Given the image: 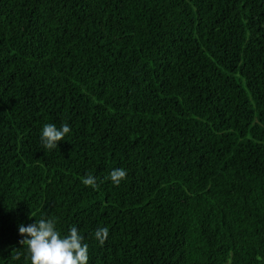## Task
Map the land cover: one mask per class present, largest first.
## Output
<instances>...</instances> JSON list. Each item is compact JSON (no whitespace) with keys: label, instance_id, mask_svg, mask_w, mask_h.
<instances>
[{"label":"trees","instance_id":"1","mask_svg":"<svg viewBox=\"0 0 264 264\" xmlns=\"http://www.w3.org/2000/svg\"><path fill=\"white\" fill-rule=\"evenodd\" d=\"M41 218L88 264H264V0H0V264Z\"/></svg>","mask_w":264,"mask_h":264},{"label":"clouds","instance_id":"2","mask_svg":"<svg viewBox=\"0 0 264 264\" xmlns=\"http://www.w3.org/2000/svg\"><path fill=\"white\" fill-rule=\"evenodd\" d=\"M70 130L68 124H62L60 128L55 124H45L41 142L49 150L56 149L58 142L64 140ZM126 177L125 169H113L105 179H110L114 185L119 186ZM82 183L85 186L97 187L96 178L92 175L85 177ZM19 234L24 237L19 243L27 246L31 264H88V245L83 242L84 237L75 226L62 235L57 230L54 219L41 218L28 226L21 224ZM94 235L100 245H103L109 235V229L98 228Z\"/></svg>","mask_w":264,"mask_h":264}]
</instances>
